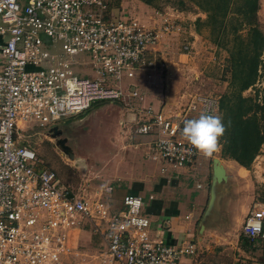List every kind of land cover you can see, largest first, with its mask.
<instances>
[{"label": "built area", "instance_id": "obj_1", "mask_svg": "<svg viewBox=\"0 0 264 264\" xmlns=\"http://www.w3.org/2000/svg\"><path fill=\"white\" fill-rule=\"evenodd\" d=\"M113 1L0 0V264H65L77 249L79 230L88 227L101 240L95 264H182L183 257L197 255L189 241L150 237L140 196H121L117 212L105 199L60 186L23 138L31 124L53 126L99 102L141 103V89L125 81L161 67L148 58V48L178 26L165 20L159 30L111 15ZM182 47L191 54L189 43ZM78 54L89 58L84 77L72 70ZM218 105L216 97L191 94L181 120L143 108L135 132L153 138L155 157L165 165L194 166L200 151L181 137L182 121L192 114L218 115ZM263 223L264 202L256 199L241 234L250 242L264 240Z\"/></svg>", "mask_w": 264, "mask_h": 264}, {"label": "crops", "instance_id": "obj_2", "mask_svg": "<svg viewBox=\"0 0 264 264\" xmlns=\"http://www.w3.org/2000/svg\"><path fill=\"white\" fill-rule=\"evenodd\" d=\"M258 1L257 17L259 23L264 26V0ZM144 11L149 13L148 9ZM142 16L145 25L160 30L162 25L160 20L156 21L155 17L150 21L146 15ZM186 16L188 17L182 18L183 22L175 21L181 24L179 25L182 29L180 34L175 32L162 36L158 44L148 49V58L157 59L161 67L155 73L144 70L135 79L125 82L135 83L141 89L143 92L141 103H137V106L134 107L129 106V108H117L116 105L111 104L114 106V118L111 120L113 130L108 134L104 133L106 132L105 128L94 130V135L98 138L106 136L113 138L109 140L111 144L107 151L103 154L100 152L92 154L93 159L97 157L98 161L106 160L108 182H103L104 180L100 178L96 181L103 183L96 184L91 183L95 178H87L80 184L79 192L86 194L90 200L105 199L112 210L117 212L123 208L120 202L121 196L125 194L140 196L146 203L144 214L150 221L149 234L151 237L170 244L191 242L197 248L195 257L202 255L204 264H243L245 261H241L239 256L248 257L245 252L240 250L238 232H241L253 197H235L233 191L232 194L224 191L226 185L216 186L215 190L213 187L211 193V190L209 191V188L206 187V181L210 179L209 182L212 186L214 159H218L223 166L227 181L230 177L235 180L239 176L246 177L250 174L249 169L239 166L235 161L222 159L219 151L211 157L200 152L194 166L175 169L155 157L153 138L135 132L136 123L141 117V109L148 108L154 112L162 110L165 114H169L167 105L175 97H170V94L167 93L170 88L169 84L163 82L162 73L165 66L171 68L169 78L174 79L176 73L179 81L175 91L177 93L175 105H182L183 102L186 104L188 93L192 94V92L215 96L211 89H204L201 86L197 73L201 67L200 60L211 51L210 44L194 27L195 21L198 18L203 19L204 15L196 12ZM181 42L191 45V54L182 53L177 49ZM99 107L102 109L103 106L99 105ZM100 115L104 116V112H97V119L95 115L94 122L96 124L100 122L104 126L107 119ZM190 117L189 119L185 117L183 121L197 119L198 116L192 114ZM180 135L184 140H187L181 131ZM104 170V168L99 169L97 175L102 174ZM107 188H111L110 193ZM239 205L244 208L245 214H237ZM221 233L231 234L233 238L221 236ZM90 235L89 231L79 230L75 243L76 248L78 241H81L82 238H90ZM216 245L223 247L222 251L217 254L213 251ZM237 251H241V253L237 254ZM195 257L188 263L196 264Z\"/></svg>", "mask_w": 264, "mask_h": 264}, {"label": "rangeland", "instance_id": "obj_3", "mask_svg": "<svg viewBox=\"0 0 264 264\" xmlns=\"http://www.w3.org/2000/svg\"><path fill=\"white\" fill-rule=\"evenodd\" d=\"M143 1L145 0H114L113 7L111 8L110 13L114 16L128 17L129 19L135 20L136 22L143 25L145 24L143 23L144 20L142 15H146L147 19H150V21L154 20V18L156 17L155 20H160L162 24L165 20L171 21L175 23L176 26H178L176 31L173 32H176L177 34H180L182 31L181 27L179 26L181 24L177 22H183L182 18L185 19L188 17L186 15H192L196 12L201 13L199 12V10H196L190 4L187 5V8H185V10L179 9V6L177 5L175 0H150V5L143 3ZM145 9H148L149 13H146V11H144ZM203 15L204 20L206 16L205 14ZM145 26L148 27L147 25ZM198 28L203 39H205V41L211 46L210 54L200 60L201 67L200 70H197V73L199 76L198 79L200 78L202 80L199 79V83H201V86L204 89H211L213 94H215V96L212 95V97L217 96L216 98H218L219 100L220 97L225 95L229 90L230 76L227 72V53L223 49H216L210 43V34L206 28L202 26H199ZM171 34L169 33V35ZM162 36H167V34H163ZM183 45L184 42H181L177 48L182 53L184 52L182 47ZM53 50L60 52V45L54 44ZM88 61L89 58L84 54H78L77 56H75L71 63L74 74L84 77L90 69ZM156 61L158 60L156 59ZM83 62H86L87 64L83 65ZM157 63L159 64V62ZM170 70L171 68H167L166 66L164 67L162 73V76H164L163 82H167L169 84L170 88L167 93L170 94V97L176 98L177 93H175V91L178 87L179 81L176 73L174 75L176 76L174 79H171L172 77L169 78ZM171 75L173 74L171 73ZM125 82H127V80ZM193 94L194 93L192 92V95ZM188 95H191V93H188ZM243 96L252 98L257 104H262L264 102V81L260 79V81L255 85V87L246 90L243 93ZM175 98L169 101L167 105V112L172 116H175L178 120H181L179 113L181 109L185 106V102H183L182 105L178 104L177 106L174 104V102L176 101ZM111 104L116 105L117 108H129V106L121 102H99L92 105L84 113L74 116L68 120L61 119L60 122L53 126L39 128L31 124L29 125L31 127H29V129L23 133V138L35 148L39 160L42 161L45 166L51 168L56 173L60 186H63L68 190L76 192L79 190V186L82 181L87 178H95L91 181V183L96 184L108 182L106 160L98 161L97 157L93 159L92 154L94 155V152L97 154L99 152L100 154H103L105 151H107L109 145L111 144L109 140L113 139L112 137L109 138L107 136L98 138L96 137V135H94V130H100L105 128L106 132L104 133L106 134L113 130L111 120L114 118V106ZM99 105L103 106L102 109H100ZM99 111L104 112V116H100L104 117V119H107L106 125L104 126L100 122V125L94 122L95 115L97 119V112ZM197 116L198 119L200 115L197 114ZM187 118L189 119L191 117L189 116ZM57 121L54 122L56 123ZM183 127L184 121H182L181 124V133L183 131ZM56 132H59L60 134L58 136H55ZM59 140L66 141L64 145L68 148V151H64L61 146H59ZM258 155L259 156L254 159L253 163L249 168L250 174L246 175V177L239 176L237 180H235L233 177H230L229 181L221 183L222 186L226 185L224 189L225 192L227 191L232 194L233 191L235 197H253L252 202H254V200L256 199L264 202V138L263 144L261 145ZM103 168L105 169L104 172H102V174L98 176V170H102ZM100 178L104 181H96ZM209 180L206 181V187H208L210 191L211 184ZM145 205L146 203L144 201L142 205L143 215L145 212ZM238 213L240 215L245 214L244 208L240 205L237 208V214ZM85 230L89 231V234H91L90 238L86 237L82 238L81 241H78V249L73 255L67 258V262L65 264H95V258L100 249L101 240L94 234L93 230L90 227ZM149 230H151V228H149ZM222 235L227 236L229 238H233L231 234L221 233V236ZM85 236H87V234H85ZM238 236L240 241V250H242V252H245L248 257L246 258L244 255H241L239 256V259L241 261H245L244 263H250L252 259L256 263H264V244L259 243L254 248L249 247L244 238L241 236L240 231L238 232ZM222 249L223 247H220V245H216L213 248V251L215 252V254H217L221 252ZM240 253L241 251H237V254ZM191 259L192 258L187 256L183 257L181 259V263L187 264L188 262H190ZM202 260V255L197 257L196 264H204Z\"/></svg>", "mask_w": 264, "mask_h": 264}, {"label": "trees", "instance_id": "obj_4", "mask_svg": "<svg viewBox=\"0 0 264 264\" xmlns=\"http://www.w3.org/2000/svg\"><path fill=\"white\" fill-rule=\"evenodd\" d=\"M179 9L192 5L205 14L197 19L207 29L209 41L216 49L227 53L229 90L219 99L218 115L222 116L226 131L220 138V156L249 169L259 154L264 134V102L257 104L243 93L264 81V26L257 17L258 0H175ZM143 3L150 5V0ZM264 232V223H263ZM249 247L264 244L263 239L250 242Z\"/></svg>", "mask_w": 264, "mask_h": 264}, {"label": "clouds", "instance_id": "obj_5", "mask_svg": "<svg viewBox=\"0 0 264 264\" xmlns=\"http://www.w3.org/2000/svg\"><path fill=\"white\" fill-rule=\"evenodd\" d=\"M226 127L220 115L202 114L198 119L184 122L182 135L205 156H211L220 150V138Z\"/></svg>", "mask_w": 264, "mask_h": 264}, {"label": "water", "instance_id": "obj_6", "mask_svg": "<svg viewBox=\"0 0 264 264\" xmlns=\"http://www.w3.org/2000/svg\"><path fill=\"white\" fill-rule=\"evenodd\" d=\"M59 134H60L59 132H56L55 136H58ZM65 142H66L65 140H59L58 141L59 146H61V148L64 151H68V148L65 147V145H64ZM213 163H214V167H213V180H212V186H211V193L213 191V187L215 190L216 186H221V183L227 181L225 170H224L223 166L221 165V163L219 162V160L214 159Z\"/></svg>", "mask_w": 264, "mask_h": 264}]
</instances>
